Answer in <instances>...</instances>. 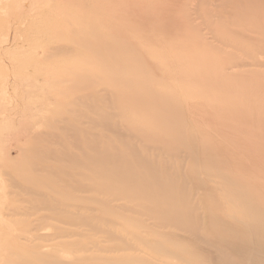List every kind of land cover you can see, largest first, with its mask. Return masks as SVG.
<instances>
[{
	"label": "rangeland",
	"instance_id": "374dc122",
	"mask_svg": "<svg viewBox=\"0 0 264 264\" xmlns=\"http://www.w3.org/2000/svg\"><path fill=\"white\" fill-rule=\"evenodd\" d=\"M222 1L0 0L1 239L14 232L5 228L7 222L22 226L35 220L32 204L39 201L24 192L27 186L53 190L72 178L84 184L100 181L103 172L96 174L89 167L95 146L100 157L114 152L143 173L136 154L124 147L136 146L138 155L149 158L165 180L175 181L171 190L176 196L185 194L189 176L198 178L192 186L204 190L201 197L207 194L209 201L213 188L202 171L207 165L204 157L211 156L207 161L212 166L219 152L215 142L208 141L209 135L208 142L203 140L201 131L207 130L216 140L234 143L236 153L229 158L242 167L238 173L264 181V65L255 57L264 54V0ZM240 9L246 15L236 25L231 20ZM194 126L201 131L191 140ZM191 162L201 169L190 167ZM103 185L106 191L98 197L120 188ZM218 193L216 187L213 197L223 203ZM78 194L73 190L72 195ZM138 195L122 201L146 212L138 205ZM9 207L20 210L21 216H8ZM23 212L30 217L17 223L15 218L23 219ZM119 215L135 218L128 212ZM59 224L50 219L33 231L52 234ZM128 225L122 228L161 239L166 247L177 244L168 248L180 257L193 256V251L186 252L193 249L187 241L148 234L137 223ZM99 226L107 228L105 223ZM210 227L228 243L236 241L212 222ZM89 238L104 246L118 244L103 241V234L93 231L81 234L79 242ZM138 246L141 255L151 251ZM60 254L64 259L73 256ZM30 258L20 253L8 257L7 264H28ZM187 262L192 264L191 259Z\"/></svg>",
	"mask_w": 264,
	"mask_h": 264
},
{
	"label": "bare ground",
	"instance_id": "6f19581e",
	"mask_svg": "<svg viewBox=\"0 0 264 264\" xmlns=\"http://www.w3.org/2000/svg\"><path fill=\"white\" fill-rule=\"evenodd\" d=\"M220 3H223V1L220 0ZM220 7L222 6H218L219 10H221ZM228 9L223 10L228 11ZM231 11L232 13L237 12L232 9ZM244 14L241 15L240 9V12L235 14L236 19L233 20L232 18L231 21L236 25H240ZM212 15L216 17L215 13ZM230 16L231 14L228 18H231ZM232 16L234 17V15ZM221 18L223 19V17ZM262 53H264V49ZM255 57L260 63L262 62L260 66H263L264 54L261 57L258 55H255ZM239 61L242 63L243 59ZM239 65L242 64L236 66ZM119 105L121 108V104ZM110 115L112 114L109 113L108 117H111ZM196 127L194 126L196 135L192 134V131L190 132L189 137L191 140L197 137L198 131H201ZM201 132L204 135L203 140L205 142H211V140L215 142L219 155H216V163L212 166L207 161L211 159V156L207 154L204 159H206L208 166L202 167L196 162H191L189 165L197 171L202 167L205 179H208V183L211 182L209 186H211V189L213 188V191L209 201L206 200L207 194L201 197L205 192L204 190L192 186L195 180L198 181V178H190L189 176L184 182L185 194L181 198L176 196V193L171 190V187L175 185V181L165 180L162 173L157 170V167L149 158L138 155L136 146L126 143L124 147L136 154L137 163L142 168L143 173L134 171L127 159L122 160L121 156L116 155L114 152L105 153L100 157L101 150L95 146L93 148L94 157L90 161L89 167L96 174L100 170L103 172L100 181L95 180L84 184L78 178H72L63 187L53 188V190L48 189L47 186L44 189L27 186L24 192L34 197L36 202L39 201L38 204L35 202L32 204L34 211L32 210L31 214L35 216V220L32 222L25 221V216H29L24 213L26 212L25 209L22 219L18 218L21 216L19 215L20 210L16 212L18 209L15 211L14 207L8 208V210L10 209L9 212L7 211L8 214L6 212L8 216H18L15 221L19 220L27 223L20 226L21 224L15 222L16 227L13 224L9 226V223H6L5 228L14 232L7 239L6 237L0 238L1 264H7L8 257H19L20 253L30 254L31 260L28 261V264H188L187 260L189 259H191L192 264H264V181L255 178L252 180L251 177L238 173L241 166L235 160H231V157L236 153L235 145L231 140L223 138L216 140L211 137L207 130ZM118 133L123 135L120 127H118ZM205 137L209 140H205ZM66 157L69 159L68 155ZM212 157L214 159V156ZM222 157H226L227 160ZM101 158H103V162H101ZM69 160H73L78 167L83 166L82 162L81 164L79 161H75L72 156ZM248 161L250 160L248 159ZM145 171L146 173H144ZM51 174L55 175L53 171H51ZM53 177L50 178L53 179ZM11 181H8V183L11 184ZM103 184H116L120 188L115 194L105 192L104 198L98 197L99 192L106 191V186ZM216 187L220 190L218 194L224 204L213 197ZM16 189L18 190V188ZM73 190L80 192V194L77 196L72 195ZM135 192L139 194L138 196L141 199L138 205L141 204L147 210L146 212H139L122 201L124 198L133 196ZM14 193L11 191L12 195ZM20 201L18 200V202ZM126 212L135 216L134 219L127 220L141 225L148 234L155 233L160 238L174 237L179 242H189L193 246L190 248L194 250H187L186 252L193 251V256H178V253H174L173 250L168 248L178 245L170 241L169 246L166 247L162 245L161 239L152 240L144 235L129 232L127 229L131 227L128 225L129 222L119 215ZM119 217L122 223L118 221ZM50 219L60 223L55 226L54 233L37 234L33 231L39 230L42 222ZM229 220L232 221L229 222ZM19 221L17 223H21ZM210 222L217 228L225 229L236 241L231 244L228 243L222 235L218 234V231L215 232L211 229ZM100 223H105L107 228L99 226ZM232 223H236V225L233 226ZM80 226L84 228L81 231L78 230ZM122 227L127 228L125 230ZM91 231L96 234H103V241L105 242L115 241L118 244L104 246L100 244V241L92 238L79 242L81 234L87 233L89 235ZM27 234H31L32 237ZM2 245L4 247H1ZM138 245L146 246L151 251L147 255H141L140 252L143 250ZM129 251H133V253H128ZM60 252H68L73 256L64 259L61 258ZM80 252L83 253L80 254Z\"/></svg>",
	"mask_w": 264,
	"mask_h": 264
}]
</instances>
